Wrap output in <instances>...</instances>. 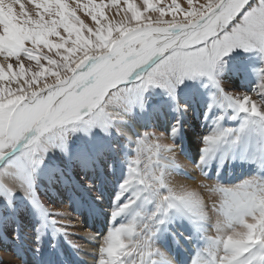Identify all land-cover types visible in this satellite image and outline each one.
I'll use <instances>...</instances> for the list:
<instances>
[{
    "label": "snow or ice",
    "instance_id": "obj_1",
    "mask_svg": "<svg viewBox=\"0 0 264 264\" xmlns=\"http://www.w3.org/2000/svg\"><path fill=\"white\" fill-rule=\"evenodd\" d=\"M235 49L264 55V0H0V241L16 238L7 213L17 194L33 196L44 168L90 167L108 139V166L123 177L106 232L84 236L94 264H181L177 223L195 248L190 264H264V176L225 185L206 167L252 147L264 157V76L251 93L226 92L217 78ZM198 78L218 89L209 109L222 112L193 163L176 142L189 111L178 89ZM157 88L175 113L163 130L162 105L148 95ZM227 110L238 126H224ZM76 131L96 142L71 144ZM57 151L62 159L49 164ZM190 169L211 183L189 184L180 173ZM50 211L57 231L76 235L68 213ZM33 251L41 252L39 235Z\"/></svg>",
    "mask_w": 264,
    "mask_h": 264
},
{
    "label": "rangeland",
    "instance_id": "obj_2",
    "mask_svg": "<svg viewBox=\"0 0 264 264\" xmlns=\"http://www.w3.org/2000/svg\"><path fill=\"white\" fill-rule=\"evenodd\" d=\"M137 1L136 3L139 5L141 0H134ZM71 3V0H69ZM86 2V0H85ZM99 2V0H96ZM107 3V0H105ZM170 2V0H167ZM30 7V6H29ZM107 14V13H106ZM81 16V19L84 23L92 26L93 22L91 21L90 17H85L83 13H78ZM122 18L117 17V19ZM264 69V55L258 53L255 50L244 51L243 49H235L233 52L229 53L228 55L224 56L218 64L217 68V78L221 81L222 87L226 92H243V93H251L254 89L257 88L258 84L260 83L261 77L264 76V72L261 70ZM158 93V100L161 101L163 112L165 116L174 117L175 113L170 110L171 101L163 94L160 89H151L148 93L155 101V95ZM191 95L190 102L192 107L193 118L190 119L189 123L184 121L183 117V125H182V139L184 140L180 143L183 153L182 158L190 159L193 163H196L200 160L201 157V148H202V137L201 132L206 126L210 124L213 120V117L216 114H221L222 109L218 105H213L212 109H209V105L212 104L213 97L218 95V89L214 88L210 85L206 78H198L196 80H186L184 85L180 86L178 89V95L181 102H185L186 94ZM189 106V107H190ZM190 112V111H188ZM225 119L222 121L224 126L227 127H236L239 124V118L233 120L231 122V116L233 115L231 110H227L224 112ZM163 116V115H162ZM162 116L159 120L162 121ZM157 121L158 126L161 127L163 130V126ZM194 121V122H193ZM209 121V123H208ZM225 121V122H224ZM164 123V122H163ZM200 131V132H199ZM76 141V142H75ZM80 141V142H79ZM180 139L176 142L179 143ZM95 138L92 141H87L84 132L76 131L70 133V143L73 145H77L78 143H95ZM185 145V146H184ZM192 149V151H191ZM50 154V161L49 164L60 160V152L58 154ZM53 156V157H52ZM60 156V157H59ZM59 157V158H58ZM55 158V159H54ZM58 158V159H57ZM230 160H234L228 164ZM251 161V162H249ZM237 163L238 166L241 164H247L248 162L251 163L253 166L252 170L249 169V173L241 176L239 179H232L231 181H225L221 179V182L225 185H231L239 183L245 179H248L252 176H264V173L257 174L256 170L259 167H263L264 169V157L257 154L255 147L251 149H241L239 152L233 154L231 152L228 153H220L217 154L212 160H210L206 167L208 169V174L212 177V180L216 179V175L218 172L226 173L229 169V166L234 163ZM248 163V164H249ZM47 169V168H46ZM46 169L44 168L40 172V176L42 173H45ZM235 169V168H234ZM251 170V171H250ZM187 179V182L196 183L197 181L202 182L203 177L199 174L198 171L190 169L187 173H180ZM193 175V176H192ZM122 179L123 172H117L115 177H107L102 184L100 180L99 174L96 171V177H94V183L96 184L97 188L100 189L102 186V190L98 194V197L95 198L93 201H86L83 199L81 194V199L78 198L73 200V196H77V192L70 188V191H66L62 189L64 195L63 197L54 196V201H57L60 204L57 211H63L69 214L67 217L68 220L72 221L73 223L77 224V227L70 228V232H75V236H70L68 234H61L57 231L59 224L53 223L55 219L53 213L50 211H45V214H42V211L39 209L38 214H36L37 222L30 226H25L24 230H27L29 227L33 231L32 235H28L27 237H31V241L29 242L22 237V233L17 235L15 240L7 239L3 247H0L2 250L3 256L12 255L13 258H24L26 260V264H85L89 261L86 260V255L89 256L88 251L86 249V245L89 247H94L93 243H89L84 236L87 234L86 231L89 233H95L100 236L107 230L108 223L106 224V228L102 227V224L87 215L88 213L92 212H107L108 218L109 213L114 204V196L117 192L118 187V178ZM204 183H211V181H203ZM100 185V186H99ZM61 191V192H62ZM73 191V192H72ZM70 195L71 197H67L65 195ZM101 194V195H100ZM80 195V194H79ZM205 199L211 201L215 199V196L208 192L207 190L204 191ZM100 198V199H99ZM73 200V201H72ZM35 207V203H33ZM83 209L87 211V213L83 214ZM33 211V210H32ZM47 212V213H46ZM40 213V214H39ZM51 213V214H49ZM78 217L79 219H74ZM81 221L85 224L86 231H81L79 229V224ZM109 222V221H108ZM89 224V225H88ZM100 224V225H99ZM98 225V226H97ZM186 224L177 223L173 228L172 231L176 232L177 237L181 232L187 231ZM103 230V231H102ZM86 232V233H85ZM178 232V233H177ZM39 235V243L41 247V252L39 254L34 253L33 249L37 243V236ZM25 240V241H24ZM75 241V243H74ZM200 247H204L206 244L205 240H201ZM20 243V244H19ZM53 243H55V247H53ZM27 244V245H26ZM82 245L83 250L81 252H77L74 249L78 246ZM20 246V247H19ZM95 249V248H94ZM26 251V252H21ZM95 251V250H93ZM0 254V264L4 262V257ZM194 256V255H193ZM93 258V257H92ZM191 261V259H189ZM188 261V262H189ZM92 262V261H91ZM6 264V263H4ZM17 264H19V260H17ZM87 264H90L89 262ZM94 264V263H91ZM190 264V263H189Z\"/></svg>",
    "mask_w": 264,
    "mask_h": 264
},
{
    "label": "bare ground",
    "instance_id": "obj_3",
    "mask_svg": "<svg viewBox=\"0 0 264 264\" xmlns=\"http://www.w3.org/2000/svg\"><path fill=\"white\" fill-rule=\"evenodd\" d=\"M134 2H137V1H134ZM158 96H159L158 93H156L155 101H159ZM190 98H191V95H189L187 93L186 94V100L184 103H186L188 105V107L191 105V103H189ZM159 102H160V104L162 103L161 101H159ZM191 110H192V107L190 106L189 107L190 112H188L187 115L184 116V119H185L184 121H187V123H189L190 119L193 118L192 117L193 113ZM217 115H219V114H216L213 117V120L210 122V124L202 130V132H201L202 138L204 136H206L207 134H209V132L211 131L212 127L214 126V121H215ZM171 118H173V117L163 115L162 121L159 120V123L163 127H166L168 120ZM146 119H147V117H146ZM230 121L233 122V119H231ZM208 123H209V121H208ZM181 136H182V133L177 138V140L180 139V141L178 143L179 145H180V143H182L184 141ZM87 141H89V140H87ZM112 143H114V141L108 140V139H104L100 142V149H109V150L104 151L103 155H100L99 151H93V153L91 154V157H90V163H91L90 167H80V166H76L75 168L69 167V168L65 169L63 175H54L53 170L51 168H47V169L45 168L46 171H45V173H42V176H40V179H39L38 184H37V188H36L32 197L25 199L21 194H17L15 201H14L15 210L7 213L6 224H7L8 232L15 233V236H17V235L21 234V232L23 231L22 237L28 241V245H29V242L31 241L32 238L31 237L28 238L27 236L28 235L31 236L33 231L31 229L29 231V227L27 228V230H24L26 228L25 226H30V225L35 224V222H37V218H36L37 215L36 214H38L39 209L42 211V214H45L46 210L50 212V209L57 211L56 209L58 207H60V204L57 201H54V196H57L59 198L63 197L64 193H63L62 189L66 190L68 192V191H70V188L71 189L73 188L72 190L76 191L78 194L77 196H73L74 197V198H72L73 200H75V197H76V199H78V198L81 199V194H83L82 197H83V199H85V202L87 200L93 201L95 198H97L98 194L100 193V190H102V186L99 185L100 189H98L96 184L94 183V177H96V171L99 174V177H100V180L102 181V184L104 183V180L107 177L108 178L111 176L115 177V174H113L112 169H110L108 166L109 161L115 159L114 154L110 151V146ZM78 144H80V143H78ZM191 151H192V149H191ZM54 154L57 155L58 151L55 152ZM60 158H62V157H60ZM49 161H50V159H49ZM49 161H48V163H49ZM232 161H234V160H230L228 162V164ZM249 162H251V161H249ZM52 163H54V162H52ZM248 163L247 164H241L240 166H238V164L237 163L235 164V162H234L229 166V169L226 171V173L218 172L216 177L219 176V177H221L222 180H225L227 182L231 181L232 179H239V178H241V176L245 177V174L249 173V169L252 170V168L254 166L251 163H249V164ZM256 172L258 175H259V173H262V172L264 173L263 167H259V169H257ZM188 183L195 186V185L200 184L201 182L197 181L196 183H190V182H188ZM89 185H91V187H89ZM65 196H67L69 198L71 197L70 195H67V194ZM0 203H2V202H0ZM33 203H35V207H34ZM82 211H83V214L87 213V211H85V209H83ZM49 214H51V213H49ZM90 214H91V217L93 219L98 220L102 224V227L106 228V224L109 221L107 212H106V214L101 213V212H92V213H88L87 215H90ZM74 219H79V218L74 216ZM85 224L86 223H83L82 221L79 224V226H80L79 229L81 231H86ZM86 232L89 233V231H86ZM8 238L11 240H15L11 237L6 236L2 241H0V247L1 248H4L3 244ZM177 238L179 239L180 246H178L175 242H172V247H173V249L178 251L179 258L181 260V264H189L190 263L189 259H191L193 257V255L195 254V248L193 245L186 244L183 237H180V235H178ZM199 244H200V242H199ZM86 249L89 253L88 254L89 256L86 255V257H85L86 260L89 259L88 262L90 264L94 263V259L92 258L93 253H94L93 250H95L94 247L93 246L89 247L86 245ZM2 252L3 251L0 250L1 256H3ZM21 252L23 253L26 251H21ZM3 257L5 260L2 264H4V263L12 264V262L14 260L12 255H9L6 257L3 256ZM88 262H86L85 264H87Z\"/></svg>",
    "mask_w": 264,
    "mask_h": 264
}]
</instances>
